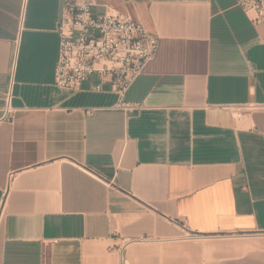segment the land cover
<instances>
[{"label":"crops","instance_id":"crops-1","mask_svg":"<svg viewBox=\"0 0 264 264\" xmlns=\"http://www.w3.org/2000/svg\"><path fill=\"white\" fill-rule=\"evenodd\" d=\"M107 8L159 38L138 112L54 85L60 0H0V264H264V111L228 109L264 106V24L234 0Z\"/></svg>","mask_w":264,"mask_h":264},{"label":"built area","instance_id":"built-area-1","mask_svg":"<svg viewBox=\"0 0 264 264\" xmlns=\"http://www.w3.org/2000/svg\"><path fill=\"white\" fill-rule=\"evenodd\" d=\"M234 1L254 27L264 24V0ZM96 7L98 0H60L54 85L74 93L96 77L98 82L91 91L102 93L108 86V91L116 96L115 109L126 113L141 111L146 106L126 102L125 95L146 64L155 58L159 38L127 12L107 8L103 14H96ZM8 100L9 97L4 117L11 115ZM228 109L234 118H240L247 112L264 111V106Z\"/></svg>","mask_w":264,"mask_h":264},{"label":"rangeland","instance_id":"rangeland-1","mask_svg":"<svg viewBox=\"0 0 264 264\" xmlns=\"http://www.w3.org/2000/svg\"><path fill=\"white\" fill-rule=\"evenodd\" d=\"M252 112H253V111H252ZM252 112H247V113H245V114H249V113H252ZM245 114H244V115H245ZM240 118H241V117H240ZM237 119H238V118H237Z\"/></svg>","mask_w":264,"mask_h":264}]
</instances>
